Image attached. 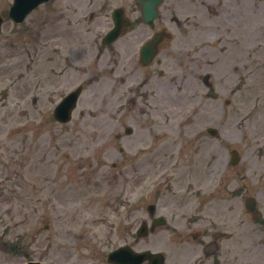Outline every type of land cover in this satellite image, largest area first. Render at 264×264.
<instances>
[{
    "label": "rangeland",
    "instance_id": "374dc122",
    "mask_svg": "<svg viewBox=\"0 0 264 264\" xmlns=\"http://www.w3.org/2000/svg\"><path fill=\"white\" fill-rule=\"evenodd\" d=\"M178 1L162 21L177 36L163 78L142 85L126 70L110 95L105 54L89 41L114 6L135 17L133 0H49L19 26L7 18L12 0H0V264H104L114 245L160 249L170 233L133 236L150 203L175 223L173 243L199 251L191 236L202 232L201 242L216 236L225 264H264V0ZM71 37L79 57L64 63ZM78 85V107L60 126L52 110ZM179 161L180 176L170 171ZM166 170L176 177L169 188L149 183Z\"/></svg>",
    "mask_w": 264,
    "mask_h": 264
},
{
    "label": "flooded vegetation",
    "instance_id": "af4514ba",
    "mask_svg": "<svg viewBox=\"0 0 264 264\" xmlns=\"http://www.w3.org/2000/svg\"><path fill=\"white\" fill-rule=\"evenodd\" d=\"M168 4V5H167ZM180 2L178 0L166 2L164 0L159 6H158V16L155 20H152L149 23H145L142 18V11L137 6V12H138V20L141 23L140 28H135V24L133 22H130V26L126 29H123L121 33L117 36L115 41L108 45L107 49H109L108 52V61L110 64V77L112 81L114 82V88L112 89V93L116 92V89L118 86L122 85L126 81V77L123 75L126 73L127 70V64L129 60L134 61L136 59V73H142L147 72L150 74L157 73L158 75H161L160 71H156L155 67L160 66L161 64H166L167 60L170 58H174V53L172 51V44H174L176 37L174 36L171 31H168V29L162 25V21L165 19V17L175 18L173 15V10L178 8V5ZM167 5V6H166ZM70 11V10H69ZM123 16V13H122ZM92 17V15H91ZM162 33V35L159 37L158 42L155 45L156 48V55L154 58H152L150 64L147 66H144L140 62V50L141 47L146 44L148 41H150L156 34ZM168 33V35L166 34ZM171 33V35H170ZM182 40L180 41V43ZM121 46L122 51H118L115 46L119 45ZM114 46V47H113ZM137 47V50L135 48ZM163 52V53H162ZM162 53V54H161ZM175 60V59H174ZM138 65V66H137ZM128 76V75H127ZM158 208L155 207L154 212H156ZM171 213L173 214V210L170 209ZM176 216V214H173ZM171 216V214H170ZM155 217L150 216L147 223H146V230L147 235L142 238H135L137 239L136 242L139 240H144L149 237L157 236V239L161 241L164 237L168 241V245L166 242H161V248L160 249H151V248H144L141 250H137L132 246L131 248L136 252H144V251H152L153 253L162 254V260L158 263L157 261H154L151 264H209V253H203L201 251H188V244L187 241H182L178 244H175L171 241V239H175L170 230L172 227V224H175L171 218L166 219V223L163 225H155ZM170 233L169 236H160L161 232ZM201 236V233L194 234L192 236V239L198 240ZM169 244H172L173 247H170ZM117 246H113L111 248L112 251ZM177 250L175 253L170 252V250ZM213 258V257H211ZM107 264H113V263H107ZM141 264H149V261H145ZM211 264H224L221 261L212 262Z\"/></svg>",
    "mask_w": 264,
    "mask_h": 264
},
{
    "label": "water",
    "instance_id": "95a60500",
    "mask_svg": "<svg viewBox=\"0 0 264 264\" xmlns=\"http://www.w3.org/2000/svg\"><path fill=\"white\" fill-rule=\"evenodd\" d=\"M47 0H15L13 7L9 13V16L15 21L20 22L24 16L34 9L38 4L45 2ZM77 93L74 92L66 97L54 110V118L59 122H66L70 119V113L73 109L76 101ZM211 134L215 132L209 130ZM232 159L231 164H235L238 161V156L235 151L231 152ZM245 206L249 211H252L254 208L253 199L249 198L245 201ZM38 264V263H31Z\"/></svg>",
    "mask_w": 264,
    "mask_h": 264
},
{
    "label": "bare ground",
    "instance_id": "6f19581e",
    "mask_svg": "<svg viewBox=\"0 0 264 264\" xmlns=\"http://www.w3.org/2000/svg\"><path fill=\"white\" fill-rule=\"evenodd\" d=\"M193 166H194V164H193Z\"/></svg>",
    "mask_w": 264,
    "mask_h": 264
}]
</instances>
